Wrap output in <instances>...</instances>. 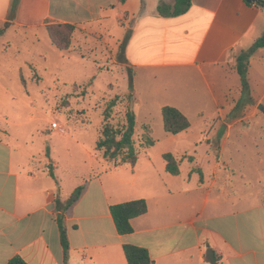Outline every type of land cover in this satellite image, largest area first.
Returning a JSON list of instances; mask_svg holds the SVG:
<instances>
[{"label":"crops","instance_id":"crops-1","mask_svg":"<svg viewBox=\"0 0 264 264\" xmlns=\"http://www.w3.org/2000/svg\"><path fill=\"white\" fill-rule=\"evenodd\" d=\"M16 1L13 11L15 0H0V27L34 29L67 23L75 26L77 34L101 39L102 34L114 36L118 50L128 33L122 63L104 42L113 55L112 64L172 73L178 76V84L188 74L195 75L190 82L203 87L216 103L214 117L218 119L205 140L219 133L220 138L213 165L211 156L200 160L206 173L196 157L186 159L188 167L183 170L182 158L173 154L180 171L172 175L164 159L157 165L148 160L139 168L137 158L134 165L114 163L111 168L102 156L91 157V164L99 167L86 178L75 174L69 178L56 160L42 168L28 143L11 141L7 131L0 132V264L14 255L27 264H64L58 215L69 240L66 264H128L124 243L147 249L154 264H209L204 257L207 246L220 255L219 264H264V158L250 188L257 200L250 194L239 204L241 196L232 183L240 181L247 189L250 181L231 165V149L238 147L249 125L234 120L232 99L229 108L223 107L231 89H238L237 99L252 101L245 115L250 119L264 115V47L248 58L244 93L233 66L234 56L250 48L263 32L264 8L247 0H190L183 14L163 16L157 10L160 1L172 6L173 0ZM209 78L217 85L220 101ZM222 118L229 122L226 127ZM125 164L131 171H120ZM195 165L199 171H192ZM114 179L118 182L109 184ZM80 186L83 189L76 198L73 193ZM137 198L145 199L147 211L131 219L132 233L120 235L109 206Z\"/></svg>","mask_w":264,"mask_h":264},{"label":"rangeland","instance_id":"rangeland-1","mask_svg":"<svg viewBox=\"0 0 264 264\" xmlns=\"http://www.w3.org/2000/svg\"><path fill=\"white\" fill-rule=\"evenodd\" d=\"M54 24L62 23H47L34 29L0 27V132L7 131L11 141L28 143L30 150L39 157L42 168L54 159L66 177L75 174L86 178L91 169L95 171L99 167L97 163L91 164L90 159L102 158V151L96 150L95 144L103 125V111L108 101L116 98L109 122L123 128L128 109L134 113L133 141L139 168L145 167L148 160L157 165L163 162L164 153L171 152L182 158L183 170L188 167L186 159L192 161L196 157L206 173L207 167L200 160L211 156L210 165H213L220 133L205 140L210 125L217 122L218 116L214 117L216 103L212 96L199 84L190 82L195 75L188 74L184 82L178 84L177 75L172 73L166 75L155 70L116 66L110 62L113 55L106 50L104 42L117 54V62L123 61L116 49L115 37L108 34H102L101 39L77 34L74 29L69 47L59 50L47 31V26ZM239 55L240 52L234 56L235 67ZM209 81L220 101L217 85L210 78ZM237 91L231 89L232 95L229 94L227 106L223 107L229 108L228 102L232 99L234 120L249 125L238 147L231 149V165L250 181L247 189L240 181L232 183L241 196L240 204L243 197L254 194L250 188L255 182V170L264 158V115L258 114L252 119L246 116L251 98L237 99L234 94ZM241 92H245L242 87ZM164 105L178 108L188 118L190 126L184 132L169 134L164 131L161 116ZM222 119L226 127L228 121ZM51 122H58L65 132L51 128ZM148 130L154 144L146 147L141 137ZM44 154L46 157L42 159ZM109 162L112 168L115 161ZM101 165L106 166L105 163ZM120 171L131 170L125 164ZM192 171H199L198 165L193 166ZM115 181L118 182L114 179L109 184ZM213 194L208 197L211 199ZM251 197L257 200L255 194ZM211 207L210 202L206 213Z\"/></svg>","mask_w":264,"mask_h":264},{"label":"trees","instance_id":"trees-1","mask_svg":"<svg viewBox=\"0 0 264 264\" xmlns=\"http://www.w3.org/2000/svg\"><path fill=\"white\" fill-rule=\"evenodd\" d=\"M124 2L126 0H118ZM254 3L257 6L264 8V0H256ZM190 0H173V5L169 6L160 1L157 6L158 12L163 16H178L183 14L190 7ZM17 6V1L13 3V11ZM74 25L62 23L47 26L49 38L54 46L59 50H66L70 44V36L74 31ZM129 38L127 33L119 47V56L122 57L126 42ZM264 47V30L260 36L254 41L252 46L247 50L240 52L236 61V70L240 78L241 87L244 90L248 89L247 71H248V58L258 48ZM116 98L108 101L103 111V125L100 131V137L96 141L95 149L102 151V156L108 160H114L116 164L129 163L134 165L137 161L138 154L134 146L133 133L135 127L134 113L128 109L126 115V123L123 128L113 126L109 122L111 116V109L116 104ZM161 116L163 120L164 131L169 134H178L185 131L190 122L188 118L178 108L170 105H164L161 108ZM149 131L142 134L141 143L143 146L149 147L154 144V139L150 136ZM165 161V169L172 175L179 174V160L171 152H166L162 155ZM49 175L55 178L51 169ZM82 186L77 187L73 195L77 198ZM264 206V200H263ZM109 211L113 219L115 228L120 235H128L133 232L131 219L144 214L147 211V204L145 199L137 198L125 202L111 204ZM60 243L63 249V260L66 264L69 251V240L66 233L64 221L60 215L56 218ZM123 252L128 264H154V260L149 255L147 249L124 243ZM205 260L209 264H219L220 255L211 247L207 246L204 254ZM6 264H27L20 255H14Z\"/></svg>","mask_w":264,"mask_h":264},{"label":"built area","instance_id":"built-area-1","mask_svg":"<svg viewBox=\"0 0 264 264\" xmlns=\"http://www.w3.org/2000/svg\"><path fill=\"white\" fill-rule=\"evenodd\" d=\"M50 126H51V128L58 130L60 133L65 132V129L63 128V126L60 125L58 122H51Z\"/></svg>","mask_w":264,"mask_h":264},{"label":"water","instance_id":"water-1","mask_svg":"<svg viewBox=\"0 0 264 264\" xmlns=\"http://www.w3.org/2000/svg\"><path fill=\"white\" fill-rule=\"evenodd\" d=\"M248 2H255L256 0H247Z\"/></svg>","mask_w":264,"mask_h":264}]
</instances>
